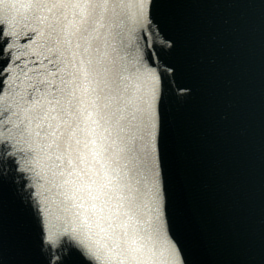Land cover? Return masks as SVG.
<instances>
[{
	"label": "snow or ice",
	"instance_id": "6c2138e0",
	"mask_svg": "<svg viewBox=\"0 0 264 264\" xmlns=\"http://www.w3.org/2000/svg\"><path fill=\"white\" fill-rule=\"evenodd\" d=\"M0 264H264V0H0Z\"/></svg>",
	"mask_w": 264,
	"mask_h": 264
},
{
	"label": "water",
	"instance_id": "95a60500",
	"mask_svg": "<svg viewBox=\"0 0 264 264\" xmlns=\"http://www.w3.org/2000/svg\"><path fill=\"white\" fill-rule=\"evenodd\" d=\"M249 64L248 86L252 90L253 113L250 119L252 135L248 145V159L251 164L249 191L252 197L248 201L249 219L258 226L260 223L259 208V180H260V152H259V99H260V48L258 36L250 41L249 53L246 57Z\"/></svg>",
	"mask_w": 264,
	"mask_h": 264
}]
</instances>
